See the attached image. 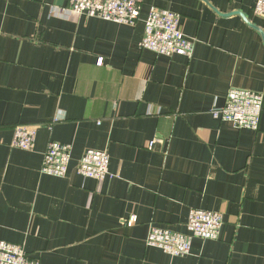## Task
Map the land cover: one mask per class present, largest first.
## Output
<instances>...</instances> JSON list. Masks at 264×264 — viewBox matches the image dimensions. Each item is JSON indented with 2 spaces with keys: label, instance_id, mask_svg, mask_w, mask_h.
I'll list each match as a JSON object with an SVG mask.
<instances>
[{
  "label": "crops",
  "instance_id": "0c3cea01",
  "mask_svg": "<svg viewBox=\"0 0 264 264\" xmlns=\"http://www.w3.org/2000/svg\"><path fill=\"white\" fill-rule=\"evenodd\" d=\"M256 1L143 0L128 26L0 0V240L41 264H264V113L258 130L211 113L232 87L264 94ZM152 6L180 14L192 58L140 47ZM17 124L39 126L33 150L11 146ZM51 141L73 145L65 177L41 172ZM89 148L118 176L78 174ZM191 208L222 213L218 239L146 244L151 226L187 233Z\"/></svg>",
  "mask_w": 264,
  "mask_h": 264
},
{
  "label": "built area",
  "instance_id": "2783aa9c",
  "mask_svg": "<svg viewBox=\"0 0 264 264\" xmlns=\"http://www.w3.org/2000/svg\"><path fill=\"white\" fill-rule=\"evenodd\" d=\"M143 0H67V5L58 8L70 15L98 17L119 24L135 26L140 19ZM254 12L264 18V0H257ZM180 14L159 6H152L144 19L145 33L140 47L157 55L180 54L192 58L195 39L185 35L180 26ZM103 59H100V63ZM214 118L233 124L238 129L258 130L264 113V94L259 91L232 87L229 89L222 107L211 111ZM38 125L17 124L14 127L11 146L23 150H33L36 144ZM156 141L149 143L153 149ZM73 145L51 141L43 156L41 172L65 177L68 173ZM110 154L107 150L89 148L79 159L75 169L78 174L97 181L117 177L110 170ZM136 221L131 216L128 225ZM224 218L221 212L202 208H191L187 221V233L168 228L151 226L146 244L161 248L172 256L191 253L194 238L218 239ZM0 264H41L31 258L23 245L0 240Z\"/></svg>",
  "mask_w": 264,
  "mask_h": 264
}]
</instances>
